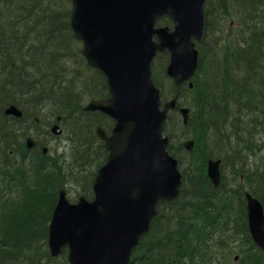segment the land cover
<instances>
[{
	"label": "trees",
	"instance_id": "16d2710c",
	"mask_svg": "<svg viewBox=\"0 0 264 264\" xmlns=\"http://www.w3.org/2000/svg\"><path fill=\"white\" fill-rule=\"evenodd\" d=\"M71 14L69 0H0V264H69L67 253L52 258L48 245L59 193L67 189L73 202L93 200L108 160L97 129L110 133L114 121L84 110L87 102L110 96L108 81L83 57ZM231 20L238 24L229 39ZM158 26L172 23L164 18ZM197 48L193 87H182L166 131L183 175L181 195L174 204L160 203L131 264H233L237 242L242 264H264L245 199L248 186L264 206V0H208ZM168 62L159 55L153 64L164 102L176 94ZM11 106L23 117L7 115ZM183 106L191 108L187 124ZM54 124L64 144L44 155ZM30 137L39 141L32 150ZM188 140L192 152L184 147ZM212 159L222 160L219 187L207 176ZM226 164L233 165L230 178Z\"/></svg>",
	"mask_w": 264,
	"mask_h": 264
},
{
	"label": "water",
	"instance_id": "95a60500",
	"mask_svg": "<svg viewBox=\"0 0 264 264\" xmlns=\"http://www.w3.org/2000/svg\"><path fill=\"white\" fill-rule=\"evenodd\" d=\"M69 1L72 31L83 44L82 54L106 76L110 91L108 98L93 99L84 110L100 112L115 125L110 134L102 127L97 131L109 157L94 182V199L71 202L67 191H60L49 249L53 257L68 250L70 264H131L159 204H174L181 194L183 176L165 133L182 87H193L208 0ZM164 18L173 26L158 27ZM159 55L169 56L166 75L176 89L167 102L153 80L152 64ZM180 112L187 124L189 109ZM6 114L23 116L15 106ZM53 131L61 133L58 125ZM37 144L28 139L29 148ZM193 146V141L185 145L188 151ZM221 164L219 159L208 161V178L215 187L221 184ZM245 198L250 233L264 251L263 204L251 193Z\"/></svg>",
	"mask_w": 264,
	"mask_h": 264
},
{
	"label": "rangeland",
	"instance_id": "374dc122",
	"mask_svg": "<svg viewBox=\"0 0 264 264\" xmlns=\"http://www.w3.org/2000/svg\"><path fill=\"white\" fill-rule=\"evenodd\" d=\"M237 24H238V22L236 21V20H231V21H229V26H231V31H229L228 30V36H230L231 38H229V39H232V37L236 34L235 32H234V29H236V27H237ZM157 64V66L160 68L159 70H158V75H162V74H164V71L162 70V68L160 67V65H161V62L159 63L158 61L156 62ZM165 84H167V80L165 81ZM88 103V102H87ZM86 103V104H87ZM183 107H185V108H188L189 109V111H190V113H191V108H189L188 106H183ZM189 116H190V114H189ZM60 126V125H59ZM59 131H61V129H59ZM62 134V131H61V133L60 134H58V135H61ZM50 142H47L46 141V143L48 144L47 145V147H49V146H60V147H62V145L64 144V143H62V140H59V139H50L49 137L47 138ZM186 143H187V141H186ZM185 143V144H186ZM184 144V145H185ZM50 148V147H49ZM194 148H195V144H194V146H193V149H192V151L194 150ZM192 151H190V152H192ZM232 167H233V165L231 164H226V172L224 171V173H225V176H226V178H230L231 177V175H232ZM181 170V169H180ZM207 172H208V169H207ZM208 176V175H207ZM182 184H183V180H182ZM69 188V187H68ZM70 190V189H69ZM246 191L247 192H250V189H249V187L247 186V188H246ZM69 192H71V191H69ZM73 193V192H72ZM70 197H71V193H70ZM251 235V234H250ZM239 246H240V243L239 242H237L236 243V245H234V247H235V250H236V252L232 255V260H233V264H242L243 263V261H242V258L245 256L244 255V252H240L239 250H238V248H239ZM238 258L236 261H234V259L235 258Z\"/></svg>",
	"mask_w": 264,
	"mask_h": 264
},
{
	"label": "bare ground",
	"instance_id": "6f19581e",
	"mask_svg": "<svg viewBox=\"0 0 264 264\" xmlns=\"http://www.w3.org/2000/svg\"><path fill=\"white\" fill-rule=\"evenodd\" d=\"M72 27V26H71ZM76 39V38H75ZM77 40V39H76ZM78 41V40H77ZM80 42V41H79ZM81 43V42H80ZM82 44V43H81ZM55 125L56 124H54L53 125V127H52V129H51V133H52V136H51V140L52 139H56L57 138V134L53 131V128L55 127ZM114 125H115V123H114ZM101 126H99L98 127V129L100 128ZM114 127V126H113ZM98 129H97V131H98ZM99 138V137H98ZM100 139V138H99ZM101 140V139H100ZM34 141H36V142H38V144L36 145V146H38L39 145V141H37V140H34ZM191 141V140H190ZM187 142H189V140L187 141ZM103 143H104V145H105V148H106V144H105V142L103 141ZM27 144H28V140H27V143H26V147H27ZM185 144V143H184ZM186 145V144H185ZM185 145H184V147H185ZM36 146H34L33 148H35ZM45 147H47V146H45ZM48 149H49V147H47ZM27 149H28V147H27ZM32 148H29L28 150H31ZM185 149H186V147H185ZM106 150H107V148H106ZM108 151V150H107ZM186 151H187V149H186ZM155 219V218H154ZM152 223H153V221H152ZM152 223H151V226H152ZM150 229H151V227H150ZM150 231V230H149Z\"/></svg>",
	"mask_w": 264,
	"mask_h": 264
}]
</instances>
